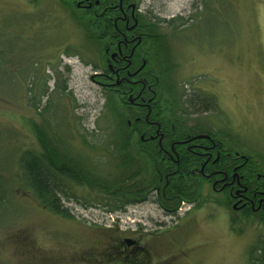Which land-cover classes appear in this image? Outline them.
<instances>
[{
	"label": "rangeland",
	"instance_id": "1",
	"mask_svg": "<svg viewBox=\"0 0 264 264\" xmlns=\"http://www.w3.org/2000/svg\"><path fill=\"white\" fill-rule=\"evenodd\" d=\"M132 1L140 22L153 17L168 32L162 43L148 26L142 48L162 80L164 119L180 136L192 127L211 132L233 156H251L264 176V0ZM95 13L64 0H0V175L10 184L0 212V264H107L102 253L115 232L96 226L110 225L147 245L152 264H264L250 260L253 248L264 249V213L238 212L204 179L182 181L177 166L146 154V111L107 85L112 60ZM181 93L207 94L216 107L174 114ZM34 122L110 180L75 185L81 202L63 196L75 217L51 211L23 181L20 154L41 149ZM159 170L171 181L157 190ZM188 186L201 196L170 215ZM112 191L136 203L110 211Z\"/></svg>",
	"mask_w": 264,
	"mask_h": 264
},
{
	"label": "flooded vegetation",
	"instance_id": "2",
	"mask_svg": "<svg viewBox=\"0 0 264 264\" xmlns=\"http://www.w3.org/2000/svg\"><path fill=\"white\" fill-rule=\"evenodd\" d=\"M64 1L74 4L80 10H96L95 14L101 18V36L109 42L105 49L108 55L106 60H112L107 76L113 83L107 85L113 84L111 87L123 91L121 95L128 97L131 106L146 111L144 121L148 130L140 137V141L145 145L144 151L150 159L158 158L166 162L167 166H177L182 181L188 180L193 184L204 179L215 192L226 195L227 201L233 202L232 207L238 212L246 215L263 214L264 176L261 175L263 172L254 168L249 158L238 152L233 156L214 134L209 131L200 132L199 127H192L191 132L180 136L178 125L164 119L167 100L164 95H160L162 80L148 66L149 55L141 47L147 34L145 30L151 23L146 26V23L140 22L137 4L132 0ZM165 63L166 60L163 64ZM188 96L186 93L179 94V102L193 101ZM163 105L165 106L162 107ZM179 106H182L181 103L176 106L178 110L175 108L177 113L181 111ZM182 107L184 113L181 116L194 115L187 110L184 103ZM139 121L140 117L136 119V122ZM131 124L132 120H129V125ZM158 173L159 180L155 186L157 190L160 189L162 181H171L163 170ZM186 188L187 191L181 194L183 200L179 207L168 209L170 215L175 216L178 213L176 209L182 207L186 201L194 203L201 196L200 192L191 191L192 186ZM163 192L167 194L165 190ZM136 224L139 227V221ZM96 227L106 233L115 232L112 237L110 233L107 234L112 240L103 253L100 251L107 264H152L148 246L138 237L115 230L112 228L115 226L111 225V228Z\"/></svg>",
	"mask_w": 264,
	"mask_h": 264
},
{
	"label": "trees",
	"instance_id": "3",
	"mask_svg": "<svg viewBox=\"0 0 264 264\" xmlns=\"http://www.w3.org/2000/svg\"><path fill=\"white\" fill-rule=\"evenodd\" d=\"M144 18L147 20L145 22L146 26L151 23L150 26L154 29V33L151 36H153L155 40L158 41L159 39L162 40V43H165L167 40L166 33L168 32L165 33L160 31V24L155 20V18L154 21L153 17L144 16ZM169 24L171 26L172 21H170ZM172 28L173 29H170V31H172L174 35L180 34L181 31L178 28ZM148 38V36L144 37L141 44L142 48L143 45L146 44ZM164 50L163 53L166 54V51ZM166 61L168 63H166L167 65L171 64L168 59H166ZM172 67V65L164 67L163 72L168 74ZM190 98L193 101L187 100L182 101V103L187 106V110L192 114L196 110L200 111V109H204L203 107H206L205 109L207 110H213L216 107L213 97L208 96L207 94L202 96L199 93H195L193 96L191 95ZM206 100L209 102L206 103ZM30 101L33 100L31 99ZM39 102L40 99L38 100V103ZM177 102L179 103V94L177 95ZM173 113L176 114L177 111L174 110ZM183 113V111H179V115H182ZM34 126L41 149L39 151L25 150L20 154L19 164L23 173V181L35 192L39 201L43 205L47 206L51 211L65 217H75V215L69 210L68 206L64 204L63 196L68 199L74 198L77 202H81L82 196L78 195L75 191V185L84 183L91 185L94 182L110 184V180L103 176H95L91 168L92 163L89 162L90 158L80 154H73L69 148V144H67V141H62L55 133L56 131L53 130L54 134L50 137L48 133L49 129L44 123L38 124L34 122ZM204 131L205 130H202L200 132ZM223 153L224 151L221 154L223 155ZM249 162H254L251 156H249ZM132 176V174L119 176V178L117 177L115 183L119 184L126 182V180ZM5 183L6 182H4V179L0 175V212H2L4 206L8 203L7 198L10 191V184L8 181L6 184ZM105 199L108 202L107 204L110 205V211H122L128 204L131 202L133 203L134 201L133 199L127 200L121 193L116 191L110 192ZM90 201L91 200H87L84 203H90ZM260 259L264 261V249L253 248L250 254V260L255 262Z\"/></svg>",
	"mask_w": 264,
	"mask_h": 264
}]
</instances>
